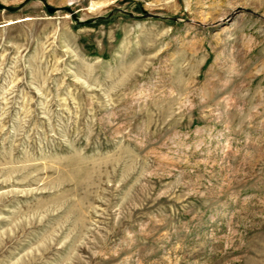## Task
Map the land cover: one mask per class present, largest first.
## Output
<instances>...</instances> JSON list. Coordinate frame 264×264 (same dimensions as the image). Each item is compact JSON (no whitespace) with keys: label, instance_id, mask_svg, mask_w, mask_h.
<instances>
[{"label":"rangeland","instance_id":"obj_1","mask_svg":"<svg viewBox=\"0 0 264 264\" xmlns=\"http://www.w3.org/2000/svg\"><path fill=\"white\" fill-rule=\"evenodd\" d=\"M47 1L91 21L0 9V264H264V0Z\"/></svg>","mask_w":264,"mask_h":264},{"label":"water","instance_id":"obj_2","mask_svg":"<svg viewBox=\"0 0 264 264\" xmlns=\"http://www.w3.org/2000/svg\"><path fill=\"white\" fill-rule=\"evenodd\" d=\"M29 1L30 0H25L19 7L9 6V5H6V4L0 2V9L1 10L16 11L18 8L23 7ZM41 1H43L44 5L47 8V10H48L49 13H55V12L60 11V10L61 11L62 10H67V11H69L72 14V16L74 17V19H76L78 22L88 23V22L91 21V20H85V21L79 20L78 17H77V15H76V13L74 11H72V9L70 7H68V6L55 7V6L50 5L47 0H41ZM151 15L152 14L147 13V12H145V14H144V16H151Z\"/></svg>","mask_w":264,"mask_h":264}]
</instances>
